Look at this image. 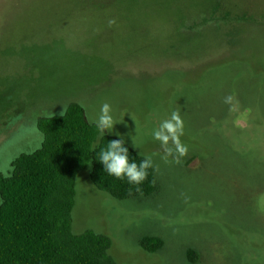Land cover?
I'll use <instances>...</instances> for the list:
<instances>
[{
	"label": "rangeland",
	"instance_id": "374dc122",
	"mask_svg": "<svg viewBox=\"0 0 264 264\" xmlns=\"http://www.w3.org/2000/svg\"><path fill=\"white\" fill-rule=\"evenodd\" d=\"M73 102L88 120L109 103L108 134L160 169L154 194L127 200L80 172L75 234L109 236L116 264H264V0H0V175ZM173 111L179 165L152 137Z\"/></svg>",
	"mask_w": 264,
	"mask_h": 264
},
{
	"label": "trees",
	"instance_id": "16d2710c",
	"mask_svg": "<svg viewBox=\"0 0 264 264\" xmlns=\"http://www.w3.org/2000/svg\"><path fill=\"white\" fill-rule=\"evenodd\" d=\"M38 129L43 135L41 147L16 158L9 176L0 175V264H116L109 254V236L91 230L73 232L77 176L89 169L99 191L127 200L157 191L154 170L148 169L147 180L139 185L142 194L126 179L105 172L99 152L118 137L107 132L101 136L76 102L68 106L65 117L40 118ZM125 146L130 161L139 163L145 158L127 143ZM140 245L144 251L156 253L164 242L144 237ZM187 257L191 263L198 261L193 249Z\"/></svg>",
	"mask_w": 264,
	"mask_h": 264
},
{
	"label": "clouds",
	"instance_id": "9594fccd",
	"mask_svg": "<svg viewBox=\"0 0 264 264\" xmlns=\"http://www.w3.org/2000/svg\"><path fill=\"white\" fill-rule=\"evenodd\" d=\"M116 23L114 19L108 21L109 27ZM234 97L228 95L224 97V103L232 105ZM67 114V108L63 106L62 111L59 113L61 117H65ZM133 119V118H132ZM89 123L95 124L97 130L101 136L105 133H112L114 126L119 123L112 115V107L109 103L105 102L101 105L100 111L97 117L89 118ZM119 137L108 142L106 148L101 149L99 152L98 161L103 164L104 171L109 175L114 176L119 180H127L129 185L135 186V192L142 194V190L139 187L148 178V169H153L154 172L159 173V165L155 164L151 156H146L139 163L130 161L129 151L125 146V139L119 133H116ZM184 135V120L179 111H173L169 118L160 122L157 128L152 132L154 140L160 143L163 155L161 159L165 164H181L182 158L188 154V147L181 141V137ZM133 140V138H132ZM133 145L137 147L133 140ZM155 184V180L151 182ZM128 194L132 195L133 190L129 188ZM185 202L189 197L185 193H181Z\"/></svg>",
	"mask_w": 264,
	"mask_h": 264
}]
</instances>
